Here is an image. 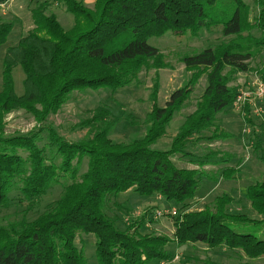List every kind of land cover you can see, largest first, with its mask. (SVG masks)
Here are the masks:
<instances>
[{
	"label": "trees",
	"instance_id": "trees-1",
	"mask_svg": "<svg viewBox=\"0 0 264 264\" xmlns=\"http://www.w3.org/2000/svg\"><path fill=\"white\" fill-rule=\"evenodd\" d=\"M6 1L0 0V4ZM253 4V16L244 0H95L92 9L78 0H52L51 4L45 0L30 10L32 28L16 46L6 49L2 62L0 212L23 202L29 212L56 186L61 195L33 219H27L24 211L19 220L0 223V264H86L82 246L77 244V240L83 243L81 236L94 238L96 264L168 263L174 259L167 248L171 243L181 248L195 244L223 248L244 258V264L264 260V183L250 185L245 191V202L255 219L230 214L233 200L228 195L186 212L203 176L227 180L238 172L237 168H219L217 175L208 176L199 169L219 164L214 162L215 153L211 151L201 160L188 148L227 138L216 122L219 114L233 109L240 92L234 84L237 75L255 72L264 85V65L255 70L249 65L264 47V0ZM61 6L73 16L67 31L51 9ZM12 28V23L0 20V46ZM202 30H217L223 39L180 59L191 71L190 78L162 107L155 103V81L141 139L112 141L109 133L116 119L105 106L90 111L78 124L79 129H86V136L77 142H67L48 124L72 93L114 91L138 83L143 71L168 68L163 54L147 43L150 38L166 33L177 38L197 36ZM15 67L24 74L21 96L13 89ZM202 76L205 89L169 149L152 150ZM250 106H242L248 123ZM17 111L30 115L36 128L26 134L6 135L5 119ZM172 156H189L194 159L189 163L198 168H176ZM127 191L143 197L156 195L179 206L172 239L140 233L146 225L145 215L131 219L125 231L116 228L118 218L108 213L107 200ZM180 264L195 263L184 258Z\"/></svg>",
	"mask_w": 264,
	"mask_h": 264
},
{
	"label": "rangeland",
	"instance_id": "rangeland-1",
	"mask_svg": "<svg viewBox=\"0 0 264 264\" xmlns=\"http://www.w3.org/2000/svg\"><path fill=\"white\" fill-rule=\"evenodd\" d=\"M44 1L13 0L4 8V15L0 9V20L13 24L5 44L0 46V92L2 91L1 73L5 51L9 47L16 46L19 39L26 34L29 24H31L30 10ZM253 2L254 0H244V3L251 8V16L255 14ZM49 3L51 4L52 0H49ZM51 9L63 30H69L73 25V16L66 12L63 6L60 9L54 7ZM222 39L220 32L217 30H202L197 36L185 35L181 38L173 37L169 33L159 38H150L147 43L163 54L166 63L169 65L168 68L159 71H143L139 76L138 83L114 91L99 89L72 93L68 103L63 105L55 115L49 117L48 124L67 142H77L86 136V129H79L78 124L90 116V111L99 106H105L116 119V123L109 133V138L112 141L128 143L135 139H141L145 134V116L150 112L153 104L151 94L155 81H157L155 103L158 107H162L170 94L186 85L190 78L191 71L189 72L185 69L180 59L194 56L208 48H212ZM249 65L252 70L261 68L264 65V47L259 49L258 54L250 60ZM12 79L14 93L17 96H21L23 94L22 82L24 74L20 67L13 68ZM257 80L259 78L255 72L241 73L237 75V81L234 84L238 85L239 91H245L252 84H255ZM205 86L206 79L205 76H202L187 102L173 116L165 128V134L152 144V150L167 151L169 149L171 141L185 117L194 111L195 103ZM258 108H261V114L256 115L255 110ZM242 109H232L217 116L216 127L223 131V135L225 134V137H227L226 139L218 138L210 143L203 141L197 144L196 148L195 146L188 148V152L196 155L201 160L205 156H209L207 154L211 153V151L215 153L214 162L218 161L219 164L212 163L211 165H206L203 169H199V171H203L208 176L217 175L219 168H237L238 172L232 179L227 180L218 178L214 181L215 178L212 180L203 176L186 212L200 210L216 197L228 195L233 200L228 208L230 214H244L252 219L257 218L254 212L246 209L248 205L245 202V191L250 185L264 183V103L263 105L260 103L259 105L255 104L248 107L250 123L244 120ZM34 128H36V124L33 118L23 111L13 112L5 119L6 135L26 134ZM43 141H46L45 135H43ZM179 157H170L176 168H198L197 165L189 163L194 161L189 156L185 159ZM85 169L86 165L84 163L81 171L84 172ZM60 195L61 189L56 186L42 196L38 206L29 212L26 211L27 203L24 202L20 205L12 206L8 210L1 211L0 223L6 224L13 220H19L24 211L27 219H33L38 213L44 212L46 207L56 201ZM13 196H15L13 199L14 203L18 195L15 193ZM107 201H110L107 209L108 213L116 215L118 218L116 228L119 231H125L131 219L145 215L147 216L145 219L146 225L139 229L140 233H153L173 238V219L176 216H161L155 219V214L158 211L164 212L175 209L177 210V215H179V206L173 201L168 202L158 199L156 195L143 197L133 191L110 196ZM119 207H121V211ZM117 208L119 212L116 211ZM238 231L240 230L238 229ZM80 239L83 240V243L80 244V241L77 240V244L82 246L86 264H96L94 238L92 236H81ZM167 248L170 253L174 254L172 255L174 259L163 264H180L184 258H189L195 264L246 263V260L242 259L238 254L226 251L223 248L208 249L200 244L181 248L174 246L172 243ZM151 264L158 263L155 261ZM251 264H264V260L252 261Z\"/></svg>",
	"mask_w": 264,
	"mask_h": 264
},
{
	"label": "built area",
	"instance_id": "built-area-1",
	"mask_svg": "<svg viewBox=\"0 0 264 264\" xmlns=\"http://www.w3.org/2000/svg\"><path fill=\"white\" fill-rule=\"evenodd\" d=\"M12 1L13 0H7L5 3L0 4L1 13L3 15L5 14L4 8L6 7L7 4L11 3ZM255 101H260V103L264 101V85L260 83L258 80L256 81L255 84H252L250 86V89L239 92V95L234 101L232 108L234 110H240L244 103H248L252 106L255 105L254 103ZM255 114L256 115L261 114V108L255 110ZM161 216L175 217L177 216V210L171 209V210H166L164 212L158 211L155 214V219Z\"/></svg>",
	"mask_w": 264,
	"mask_h": 264
},
{
	"label": "crops",
	"instance_id": "crops-1",
	"mask_svg": "<svg viewBox=\"0 0 264 264\" xmlns=\"http://www.w3.org/2000/svg\"><path fill=\"white\" fill-rule=\"evenodd\" d=\"M78 1H81L83 3V5H85L89 9H92L93 4L95 2V0H78ZM55 7H57V6H55ZM31 28H32V24H29L27 31H29ZM157 198L160 199V197H157ZM246 209H248V207Z\"/></svg>",
	"mask_w": 264,
	"mask_h": 264
}]
</instances>
